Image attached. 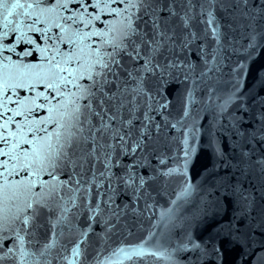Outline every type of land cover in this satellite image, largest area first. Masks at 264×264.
Returning a JSON list of instances; mask_svg holds the SVG:
<instances>
[{"label": "water", "instance_id": "obj_1", "mask_svg": "<svg viewBox=\"0 0 264 264\" xmlns=\"http://www.w3.org/2000/svg\"><path fill=\"white\" fill-rule=\"evenodd\" d=\"M26 2L40 3L41 8L29 9V15L10 16L11 23L0 14V71L10 61L44 65V58L59 60L60 53L66 55L69 50L82 49L86 61L90 49L99 48L102 40L114 35L109 28L120 17L112 9L123 7L110 0H100L108 5L100 8L91 6L97 0H88L87 10L81 6L84 0ZM191 3L196 7L189 15L195 19L186 29L180 17L188 10L189 0H175L178 15L164 25L174 35L165 40L156 57L164 71L156 68L155 75L144 74L145 90L137 101L135 123L139 125L145 113L153 118L151 144L156 151L132 153L130 141L125 150L116 144L109 150V168L104 167L102 157L95 169L82 174L79 185L73 177L70 186L67 173H58L55 183H65L62 191L57 190V204L67 209L71 223L87 235L67 227L60 235L57 229V243L50 254L26 257L29 264H264V0H247V7L244 0H223L225 7L218 4L212 9L220 27V44L206 23V12L201 20L199 5L205 0ZM57 4L67 7L53 8ZM169 62L177 66L169 68ZM125 64L131 67L127 57ZM37 91L50 93L49 102L43 97L37 101L45 103V109H35L27 122L24 116L5 112L0 124L13 116L9 131H16V123H21L29 137L43 136V132H28L29 124L37 117L44 119L48 105L56 100L51 99L55 93L43 86ZM74 91L69 84L66 92ZM26 95L36 93L23 91L12 99ZM0 100L9 109L16 108L3 96ZM162 104L166 107L160 108ZM149 106L155 111H149ZM155 124L161 126L158 133ZM35 126H40L39 121ZM41 179L49 178L42 175ZM97 205L100 210L93 217L88 208L95 210ZM59 213L56 208L55 215ZM109 219L115 228L105 229ZM21 235L26 251L38 254L42 250V243ZM45 235L50 233L42 230L41 238ZM77 240L82 254L73 256ZM14 241L13 234L0 233V252ZM133 246H140L143 255H132ZM17 261L18 250L16 260L8 264Z\"/></svg>", "mask_w": 264, "mask_h": 264}, {"label": "snow or ice", "instance_id": "obj_2", "mask_svg": "<svg viewBox=\"0 0 264 264\" xmlns=\"http://www.w3.org/2000/svg\"><path fill=\"white\" fill-rule=\"evenodd\" d=\"M244 2L247 7V0ZM110 3L123 5L122 8L118 6L112 9V13L120 17L117 25L109 28V32L114 35L108 40H102L99 48L90 49L86 61L82 49L78 52L69 50L66 55L60 53L59 60L54 57L44 58V65L11 62L9 58L10 62L0 71V96L16 104L15 109H9L3 100H0V109H3L0 118H3L5 112H12L13 116H24L27 122V117L32 116L35 109H45L50 93L37 91L40 86L54 92L55 96H51V99L56 100V104L48 105V115L44 119L37 117L29 124L28 132H43V136L29 137L21 123H16V131H9L8 125L13 123V116H8L0 124V129H3L0 131V143L3 144V147H0V157H6V160H0V178L4 181L0 183V233H11L15 237L12 246L5 245V250L0 252V264L15 261L17 250V264H29L25 258L32 255L44 257L50 254V250L57 243V229L60 230V235H63L65 227L79 231L81 236L87 235L85 230L78 229L71 223L67 217V209L57 204V190L59 188L62 191L65 183H55L58 173H67V183L70 186L73 184V177L75 184L79 185L82 174L95 169L96 164L102 162V157L104 167L109 168V150L114 149L116 144L125 150L130 141L132 153L138 150L156 151L151 144L154 139L153 118L145 113L143 120L137 125L135 119L138 117H135V112L139 94L145 90L144 74L151 72L155 75L156 68H159L161 73L164 71L165 66L157 63L156 57L165 40H170L174 35V32L169 33L164 25L178 15L175 0H171V3H167V0L165 3L160 0H110ZM218 4L222 8L225 7L223 0H205L199 7L201 20L203 21L206 12V23L212 26V35L220 44V27L215 24L212 11ZM81 6L87 10L88 0H84ZM91 6L100 8L108 5L97 0V3ZM56 7H67V4L53 5V8ZM195 7L189 0L188 10L180 17L186 29L191 27V21L195 19V15H189ZM34 8L40 9L41 4L28 3L26 0H0V14H3L7 23H11L8 17L29 15L28 10ZM261 9L264 10V4ZM162 12L168 15L162 17ZM38 22L37 19L33 24ZM20 27L18 24L17 29ZM100 35L103 36L104 33L101 32ZM191 35L195 37L194 32ZM161 37L164 39H160ZM84 38H87V34ZM71 43L72 38L69 37V44ZM106 48L111 50L107 51ZM57 51L59 52L58 49ZM31 54L27 52V55ZM126 57L131 62V67L126 66ZM167 66L171 68L177 65L169 62ZM82 80L86 82L81 83ZM69 84L74 92H66ZM23 91L35 92L36 95H26L13 101L12 97H19ZM8 92L12 95H8ZM41 97L45 103H37ZM149 98L154 99L151 93ZM159 107L164 108L166 105ZM149 111L155 109L149 106ZM37 121L39 127L35 126ZM154 127L158 133L160 124H155ZM261 163L264 164V161ZM42 175H47L49 179L42 180ZM12 176L21 178L10 180L9 177ZM140 184H145L144 178L140 179ZM187 191L186 188L185 192ZM56 208L60 209L59 215H55ZM99 210V205L95 210L88 208L93 217ZM104 227L113 229L116 225L109 219L104 222ZM42 230L44 233H50V236L45 235L42 239ZM21 232L32 236L36 243H42V250L38 254L29 253L24 249V236ZM80 243L77 240L73 244V256L82 254ZM132 255L142 256V248L133 246Z\"/></svg>", "mask_w": 264, "mask_h": 264}]
</instances>
